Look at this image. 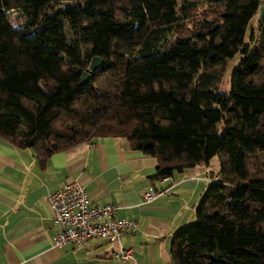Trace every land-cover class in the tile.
Listing matches in <instances>:
<instances>
[{
    "label": "trees",
    "instance_id": "obj_1",
    "mask_svg": "<svg viewBox=\"0 0 264 264\" xmlns=\"http://www.w3.org/2000/svg\"><path fill=\"white\" fill-rule=\"evenodd\" d=\"M263 4L0 0V138L44 163L121 137L157 159L152 180L218 157L196 223L173 235V264H264V17L245 42ZM239 52L224 93L221 69Z\"/></svg>",
    "mask_w": 264,
    "mask_h": 264
},
{
    "label": "crops",
    "instance_id": "obj_2",
    "mask_svg": "<svg viewBox=\"0 0 264 264\" xmlns=\"http://www.w3.org/2000/svg\"><path fill=\"white\" fill-rule=\"evenodd\" d=\"M157 165L155 157L134 152L121 137L79 144L44 163L33 150L0 138V264H173V235L195 221L217 172L199 166L152 180ZM71 181L85 186L91 205L118 206L116 217L137 221V231L119 243L53 245L60 227L48 195ZM150 187L156 198L145 202ZM120 248H132L133 257L122 261Z\"/></svg>",
    "mask_w": 264,
    "mask_h": 264
},
{
    "label": "built area",
    "instance_id": "obj_3",
    "mask_svg": "<svg viewBox=\"0 0 264 264\" xmlns=\"http://www.w3.org/2000/svg\"><path fill=\"white\" fill-rule=\"evenodd\" d=\"M155 198L156 191L150 187L144 194V201L151 202ZM48 201L54 209V221L60 227L53 236V245L57 247L84 246L92 239L119 243L125 233L138 229L137 221L116 217L118 206L91 205L87 189L78 181L65 183L48 195ZM133 254L132 248H120L116 255L126 261Z\"/></svg>",
    "mask_w": 264,
    "mask_h": 264
},
{
    "label": "rangeland",
    "instance_id": "obj_4",
    "mask_svg": "<svg viewBox=\"0 0 264 264\" xmlns=\"http://www.w3.org/2000/svg\"><path fill=\"white\" fill-rule=\"evenodd\" d=\"M204 9H207V7L203 6L201 8V11L202 10L205 11ZM14 13H15V20L17 21V23L20 26H22L23 25V19L20 16H18V14L16 12H14ZM258 17H259V15H257L255 18H253L251 20V22L249 23L247 33L245 36V42L246 43L249 41L250 33L252 32V30L256 29V27H257V20L259 21ZM255 35H257L256 30H255ZM254 48H255V46L252 47L253 50H254ZM241 58H242V55L239 52L233 58L228 60L227 64L224 66V69H221L223 71L224 75H222L223 77H222V81L220 83L221 84L220 87L224 93H228L230 90L232 75L238 69ZM208 167L211 168V172H218L220 170L219 158L218 157L213 158V160L210 163V166H208ZM194 223H196V221Z\"/></svg>",
    "mask_w": 264,
    "mask_h": 264
},
{
    "label": "water",
    "instance_id": "obj_5",
    "mask_svg": "<svg viewBox=\"0 0 264 264\" xmlns=\"http://www.w3.org/2000/svg\"><path fill=\"white\" fill-rule=\"evenodd\" d=\"M263 17H264V4L261 7L259 21H261ZM101 63H102V59L100 57L98 56L93 57L89 65V68L87 69V71L84 72V74L81 77V81H80L81 86L86 85L90 81L92 73L99 68Z\"/></svg>",
    "mask_w": 264,
    "mask_h": 264
},
{
    "label": "clouds",
    "instance_id": "obj_6",
    "mask_svg": "<svg viewBox=\"0 0 264 264\" xmlns=\"http://www.w3.org/2000/svg\"><path fill=\"white\" fill-rule=\"evenodd\" d=\"M11 20V27L13 29L18 28L20 25L17 23V21L15 20V13L12 14V16L10 17Z\"/></svg>",
    "mask_w": 264,
    "mask_h": 264
}]
</instances>
